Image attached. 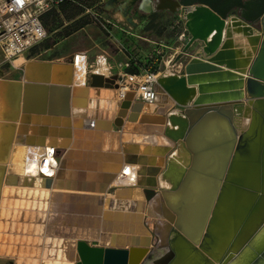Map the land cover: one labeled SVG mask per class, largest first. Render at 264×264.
<instances>
[{
  "label": "water",
  "instance_id": "water-1",
  "mask_svg": "<svg viewBox=\"0 0 264 264\" xmlns=\"http://www.w3.org/2000/svg\"><path fill=\"white\" fill-rule=\"evenodd\" d=\"M139 1L129 0L124 4L129 5L126 10V22L135 24L128 14L129 9L135 5L138 11H145L147 14L151 13L152 5L157 6V11L160 12L182 13L189 40L178 61L190 50H195L179 74L163 75L156 85V92L168 94L178 108L160 119L153 115L156 104L150 107V114L143 115L140 120L141 124L151 123L153 120L164 122L157 132V137L150 136L154 137L153 143L160 140L162 154L171 150L159 178L160 185L156 179L159 169L155 172L150 170V175L155 177L151 181L148 180V184L153 189L144 190L140 197L151 207L155 203V207L159 208H153L154 212L164 219L163 222L169 224L161 223L157 226L159 231L164 230V233L157 238L162 245L159 243L156 250L164 251L165 254L151 264H264V32L261 28L264 0ZM108 3L117 1L111 0ZM242 40H247L248 46L244 55L238 52L243 46ZM36 64L43 66L49 75L53 68L58 73L57 69L60 67H71L50 62ZM29 65L32 63L26 65L24 81H29ZM0 75L4 76V73L0 71ZM119 80L116 76L105 78L101 75H91L88 85L96 89L118 90ZM47 82L50 83L51 78ZM14 83L22 85L21 82ZM69 83L67 75L66 82L62 83L65 86L60 87L65 91L60 98V109L56 107V110L51 106L48 110L46 98L49 89L59 86H37L41 87L39 90L44 93L42 116L74 118L75 123L86 126L91 123L94 125L100 119L108 122L113 117V111L100 109L97 103L87 112L78 114L83 118L76 117L74 110L82 108V101L87 94L81 97L80 106H73L74 92ZM30 85L34 84L27 82L24 85V114L27 108L29 113V108L32 107H28L26 103ZM20 89L19 86L18 90ZM132 99L133 94H130L120 104L116 121L121 125L115 123L117 129L121 130L126 117L130 122L139 120L138 112L133 110L129 113ZM33 103L34 101L31 104ZM106 113L109 115L105 116ZM248 113L252 117L250 126L247 131L241 133L235 126L236 117L242 119V116ZM240 127V130H243V126ZM125 138V134L120 135L117 143L120 145V142L127 141ZM11 143L12 141L8 140L4 145L0 158V184ZM49 145L57 143L50 142ZM172 146L173 150L170 148ZM118 151L120 148L117 147V159L113 169L105 171L108 173H104L102 169L101 172L91 174L89 178L103 181L106 177L107 181V176H112L119 168L121 157ZM71 157L68 152L63 158H57L61 160L57 177L61 173L62 163H65L63 168L68 178L79 182L87 179L85 171H78L73 166ZM208 177H212L213 181H206ZM201 178H206L204 184ZM253 181L258 184L249 183ZM142 186L145 185L133 189L142 191ZM51 187L52 183L48 181L45 189L49 190ZM30 191L26 190L25 194L33 197L36 192ZM42 194H45V191ZM5 195L4 191L0 204V231L5 224L4 214L13 211L7 210ZM46 199L48 198L43 197L38 201L42 208L46 207ZM43 215L41 214L44 218ZM96 215L103 216L102 224L97 228L82 227L78 224L65 226L51 221L47 226L43 225L45 228L41 226L40 229L43 228L45 234L41 251L32 256L30 250L27 255L30 258L32 256V259H28V264H38L40 258L41 264H46L45 261H48L45 258L49 256L48 252L52 251L49 247L59 241L63 244L65 240L69 242L66 252L68 264H72V252L74 253L76 247L83 260V263L77 264H128L127 250L106 247L103 244L100 247L88 246V240L98 239L101 231L105 232L104 224L109 225L102 210ZM140 225L146 230L147 223ZM109 227L106 228L107 231H111L112 226ZM11 237L16 238L15 234H12L6 236V240ZM19 249L17 247L15 253H9L18 255L12 264H24V253ZM87 255L91 256L90 261H86Z\"/></svg>",
  "mask_w": 264,
  "mask_h": 264
},
{
  "label": "bare ground",
  "instance_id": "bare-ground-1",
  "mask_svg": "<svg viewBox=\"0 0 264 264\" xmlns=\"http://www.w3.org/2000/svg\"><path fill=\"white\" fill-rule=\"evenodd\" d=\"M128 6L129 5H127V4L126 5H120L117 3H110L108 8L115 11V15L117 16L118 19H120L121 21H127L128 18L126 17V10H127ZM261 28H262V31L264 32V18L261 21ZM242 42H244L242 44L243 46L238 49V52L241 55H244L246 53V51L248 50V46H246L247 40H242ZM85 57L86 56H82V57L78 58L76 61H75V58H72L70 63H64V64L62 62H57V63L52 62V64H55V65H61V66L70 65L71 67H60L59 69H57L58 73L53 68L51 70V73H50L51 75H49V73H47L45 71V73H47L49 75L48 79L47 78L42 79V78L33 77V73L37 69L38 70L43 69V71H44L43 66L36 64V63H39L40 61H28V60L25 61L26 65L32 63V65L28 66L27 77H28L29 81H24L23 79L20 81L5 80L0 75V127L9 128V136L5 140L3 145H5L8 140L12 141L11 146H10V150H9L8 158L6 160V163L4 164V175L2 178V182L0 184V204L2 201V196H3L4 191L6 194L5 196H8L9 194L13 195V196L15 194L21 196V195L25 194L26 190L27 191L31 190L32 192H34V190H35L36 193H34V195H35L36 199L38 198V200H39V198H43V197L48 198L45 200L46 201V207L42 208L41 203L37 204V206H38L37 214L40 213L41 209L42 210L44 209L42 212V213H45L43 215L44 216V224H45V222L47 223V221L49 219L53 223L65 225L63 222V219L58 217L57 214L55 215V213L57 212L56 210L61 207V204L64 205V201L58 200V198H63V199L64 198L66 199L69 197L75 198L76 203L79 207H84V205H88L87 208L89 209V211L91 213L86 218H84L85 224L81 223L80 226L87 227V228L100 227L102 224V218L101 217H103V216L100 217L99 215H96V214H97V212L100 213L101 210H102V214L105 213L104 219L109 221V225L106 223L104 224V231L105 232L101 231V236L98 238L100 244H103L106 247H112L115 249L127 250L128 251V264H151L153 261L164 256V254H165L164 251L156 250V247L159 246V243H160V240H157V238L159 235H163V233H164V230L159 231V228H157V226L159 227L161 225V223H165V222H163L164 219L161 216L158 217L157 214L154 212L153 208L155 210H158V208H159V207H155L156 206L155 203H154V206L151 207V206L147 205L145 200L139 202L138 198L141 197V192L143 193L144 190L153 189L152 186L150 184H148V180L151 181L155 177L154 175H150V170L155 172V170L159 169V173L156 176V179H157L159 185H160L159 178L161 176V172L164 170L163 167L147 166L145 164L147 162L148 163L154 162V163H157V165L162 164V163L165 164L166 163L165 159H167V157L169 156V152H166L165 154L164 153L161 154L163 152V150L160 151V149L157 148L161 145L160 140L159 141L154 140L155 142L153 143L154 137L150 136L151 134L154 135L157 132H159L160 127L162 125H164V122L153 120L151 123L146 122V123L141 124L140 120H141V117L143 115H147L145 113L149 112L150 107L153 105H156V104H157V106L154 108L153 115L157 118L161 119L162 117H165L167 115V113L174 111L175 110L174 102L168 96V94L161 92V91H158L156 100H155L154 104H152V105H149V104L144 103L142 101H141V103L135 102V100L138 99V96L134 92H129L128 94H126V96L133 94L132 105H131V109L129 110V113H131L133 110L138 112L139 113V120L135 121V122H130V121H128V119L126 117L124 119L121 131H117V132L120 135L125 134V136H126L125 139L127 140L124 142L125 144H127V142H131V140H133L135 143L133 145L130 144L131 146L127 144V145H125V147L120 148V151H118V152H119L120 157H121L120 158L121 162H120L118 170L112 176L111 175L107 176L108 177L107 181H106V177H105V179L103 181H100L101 183H91V185L89 186V185H87V183L85 184L84 182H79L76 179L68 178L66 171H64L65 168H63L65 166V163H62V167L60 170L61 173H59V176L57 177L58 171L60 169L59 165L61 164V160H57V157L55 156L57 149L53 148V147L45 146V145H49V143H50V139H49L50 134L48 136V139H46V143L44 144V146L36 145L37 143L31 144L34 146H28L29 141H31L30 136L32 134L26 135V136H19V138H18L20 126H21V128L25 127V125H24L25 119L28 116L35 117V118L38 117L37 115H34V114H27L26 111H28V108L25 111V114L22 111L25 83L28 82V83L34 84V85H30L31 87H28L29 91H30V89L31 90L40 89L41 87H37V86H41V85H43V86L44 85L59 86V87L54 88L52 90L49 89L48 97L46 98L47 106H48V110H49L50 106H51V108H54V105H53L54 101L53 100L57 98L54 95V92H61L60 98L62 97L63 92H65L60 87L65 86V84H62V83L66 82L67 75H68V80L70 82L69 86H71L73 88V92H74V95H73L74 105L73 106H75V107H77V105L80 106L81 97H83V95L87 94L84 101H82L84 103L82 108H79L78 110H74V113L77 114L76 117L83 118L82 115H78V114L87 112L89 110V108L91 109L92 105H94L96 103L101 107L100 109H103V110L108 109L109 112L110 111L114 112L113 117L111 119H109L108 122L100 119V121H96V123H94L95 128L89 129V130L86 129L87 128L86 125H83V126H81V128H83V131H85V133L93 132V134H101L103 137H107V139H111V141H115V143L117 144V146L119 148V144L117 142H118V138L120 135L119 134L115 135L114 133H111V132H116V130L113 129L115 127V123H117L118 125H121L120 122H118L116 120H117L118 112L120 110V104L125 100L126 96L124 98L121 97V92H120V88H119L118 90L115 91L116 92L115 96L113 95L111 100H109V102H106V103H104V102L98 103L97 97H94V98L90 97L91 86L88 85L90 76H87V79H86V74L84 72L85 69L82 70V67H81V63L87 62L86 61L87 59ZM24 59H25V57H21L19 60H17L14 63V68L21 65L22 63H20V61H23ZM168 68H169L168 71L163 75H166V76L171 75L170 70L173 68L172 62L168 63ZM62 71H65V72H62ZM61 73L65 74V76L63 78H60V76H59ZM54 74H57V75L55 76ZM162 76H161V74H159L157 76V80H159ZM50 78H51L50 83H47V84L44 83V82H46V80L49 81ZM31 80H39V82L31 81ZM85 80H86V84L84 86L83 83H85ZM14 82H21L22 85H19V84L14 83ZM19 86L21 87L20 90H18ZM84 89H87V91ZM29 91L26 95L27 105H29V97H30ZM84 91L86 93H84ZM80 92H82V93L80 94ZM118 93H119L120 98H121L120 104L118 101L119 98L117 97ZM4 95L9 96V98L12 101L13 106H14V104H16L14 106L15 108L11 111L10 115L8 116V120H9L8 122H2V111L5 108V103H4V99H3ZM14 97H15V101L13 99ZM16 97H19L20 99L17 100ZM156 101H158V103H156ZM113 102H115L114 105H113ZM108 115H109V113L105 114V116H108ZM246 116L249 118L247 119ZM40 117L45 118V117H48V115L47 116H40ZM50 118H52V119L56 118L58 120L60 119V120H62V122H64V121L65 122H69V121L72 122L73 121V118L69 119L66 117L50 116ZM251 119H252V117H251V114H249V113L246 114L245 116H242V119H241V117H239V118L236 117V124H235L236 128H238V130L241 131V133L243 131H247L249 126H250ZM77 124L82 125V123H77ZM98 125L102 126V128H99ZM240 126H243V130H240L241 129ZM27 128L30 132H32V130H34V129H32L33 125H30V127H27ZM63 132L67 135V134L71 133L72 130L64 131V127L58 128L59 138L61 137ZM129 137L130 138L133 137V138L131 140H129ZM156 137H157V135H156ZM17 138H18V140H17ZM38 139L39 138H37V142H38ZM71 141L73 144L74 140L71 139L70 142ZM137 143H140L141 145H144V146H148V148L147 147L146 148L140 147L141 151L139 153L137 152L138 149H136L137 150L136 152L135 151L133 152V150H134L133 147H136ZM61 144H62V140H60L58 142V145H61ZM19 145H23V146H19ZM71 146L72 145H70V147H68L69 149L72 148L70 153H73V152L77 153L76 150L73 149L76 146V144L74 145V147H71ZM128 147L133 148V149L131 148L132 152H131V149L130 150L128 149ZM136 148H139V147H136ZM170 148L173 150V146ZM143 149H150V151L151 150L153 151V154L151 153L152 155H148V156L142 155L145 152V151H143ZM66 150H68V149H66ZM2 154H3V150L1 151L0 158L2 157ZM93 154H95V152L91 151V153L88 155L93 156ZM99 154H100V152L96 153V155H99ZM146 154H149V153H146ZM106 156H107V154H106ZM109 156H111L112 158H115V160L117 159V155L109 154ZM86 161H87L86 170H84V171L88 175L87 179H89L91 174H95L96 172L95 173H92V172L87 173V169L89 168V166L90 167L93 166L92 164H94L96 162L95 161H88V160H86ZM76 163H78V162L73 160L72 164L74 166H76ZM107 163L108 164L104 163V166H107V167L112 166L111 162H107ZM138 163H141V165ZM107 167H105V168H107ZM107 170L108 169H104L103 170L104 173H108V172H105ZM88 172H89V170H88ZM48 181H51L52 187H51V189L46 190L45 186H46V184H48ZM142 184L145 185V186H142V188H141L142 191H136L133 189L135 187L141 186ZM76 187H80L82 189V191L81 192L77 191L74 193L73 189H75ZM112 190H114L115 194L110 193ZM39 191H41V193H38ZM43 191H45L46 195L42 194ZM37 194H40V195H37ZM123 196H127V197L130 196L131 198L133 197L135 199H132L129 201L119 199ZM115 197H117V198H115ZM105 202H107V203H105ZM128 203L136 205V207L134 209L135 213H127V212L115 210L116 209L115 205H117V208H118V206H119L118 204H120V205L127 204L128 205ZM8 204H10L9 198L7 199V205ZM103 204H105V206H103ZM109 204L111 205V207H108ZM152 205H153V203H152ZM79 207H78V209H79ZM67 209H68V207H67ZM7 210H9V209L7 208ZM83 210H84V208H83ZM83 210H81V211H83ZM32 213L33 212H30V214H32ZM67 213H68V210H67ZM63 214H66V213H63ZM83 215H84V213H83ZM132 218L134 219L133 221H135V223H131V224L130 223L129 224L124 223V224H126L124 226L121 223L123 220H128V219H132ZM118 220H120V222ZM157 222H158V225H157ZM146 223L149 225V228H146V230H145V228L143 229L140 224L146 225ZM165 224H168V223H165ZM109 226H112L111 231L106 230V228H110ZM114 226H116V229H114ZM30 227H31V225L29 224V228ZM121 229L122 230L124 229V230L122 231ZM131 231H134L133 233H136V234H128V232H131ZM146 231H148L149 233H147ZM43 237L44 236L38 238V240L42 239V241H43ZM20 238L21 239L25 238L27 240V242H29L30 239L31 240L33 239V241H34L35 236L34 235H32V236L21 235ZM58 243H61V241H59ZM68 244H69V242L67 240H65L63 243V246H65V248H66L67 247L66 245H68ZM160 245H162V244L160 243ZM88 246L89 247H95V246H93V244L91 242L88 243ZM32 251H34V249ZM55 251L58 253L60 250H58V251L55 250ZM66 252H68L67 248H66V250L62 249L60 251L61 255L59 253L56 254V255H58L57 257L60 256V259L57 261H52V260L49 261L47 259L49 257L48 256L47 258H45V260H47L48 262L45 261V263L46 264H68L69 262L66 260V256H67ZM64 254H66V256H64ZM72 256L74 257L72 264H77L78 262L83 263V260L80 256L79 252H78V247H76L74 249V253L72 252ZM25 259L22 258L23 261H25V262L27 261V263H29L28 261L31 260L32 258L29 260H25ZM34 259H36V258H34ZM62 259L65 261H63ZM19 260H20V258H19ZM87 260L88 261L91 260L90 255L86 256V261ZM43 261H44V259H43ZM41 262H42V258H40V261L38 262V264H41ZM32 263L34 264V262H32Z\"/></svg>",
  "mask_w": 264,
  "mask_h": 264
},
{
  "label": "rangeland",
  "instance_id": "rangeland-1",
  "mask_svg": "<svg viewBox=\"0 0 264 264\" xmlns=\"http://www.w3.org/2000/svg\"><path fill=\"white\" fill-rule=\"evenodd\" d=\"M110 1L111 0H75V4L70 3L64 7H59L57 9H54L45 18V28L48 34L47 38L43 42L38 44L36 47H34L28 54H26L25 58L28 61L54 63L59 60H63L64 63H70L72 59L71 57L73 55L78 53H84L88 56L89 59V64H90L89 75L90 76L101 75L104 76L105 78H111L115 76L119 78L120 74L122 73L138 74V75L153 73L157 75L161 74L162 76L168 71L169 69L168 63L171 62L173 66V68L170 70L171 74H179L182 71V67L185 64V62L193 56L195 51L194 49L190 50L188 54L184 56L183 59L178 61V57L182 53L189 39L188 36L186 41L179 40V35L182 34L185 30V25L182 21V13L173 14V16H168L166 14L144 16L140 11H138L137 5H135L134 7H131L128 12L129 17L135 23L132 25L126 21H121L120 19H116V17L112 13L105 11L104 9L105 5ZM116 1L118 4L121 5H124L125 3L128 2V0H116ZM99 59H103L105 61L108 70H102L99 67L98 64ZM22 62L23 61H20V63ZM0 71L4 73V76L2 77L5 80L20 81L23 79L24 71L22 69H15L11 65L4 64L3 58L1 56H0ZM59 76L60 78H63L65 74L61 73ZM33 77L48 79L49 75L45 73L43 69L42 70L37 69L33 73ZM31 81L39 82V80H31ZM44 83H48L47 80ZM105 92L109 93L110 96V98L105 97L107 101L111 100L112 95L115 96L116 94L115 90H110V89H107ZM43 94L44 93L42 90L30 89L28 106L31 105L32 107L31 109L29 108V113H27L28 111H26L27 114H31L30 111L32 110V108H33L32 110L33 114H37L38 116H42L44 114V112H41L43 103L45 102L43 99ZM54 95L57 98L53 100L54 101L53 110H56L57 109L56 107L60 109L61 92H54ZM3 99L5 103V108L2 111V122H8L9 121L8 116L10 115L11 111L15 108L14 106L16 104H14V106L12 105V101L8 95H4ZM13 99L15 101V97ZM16 99L18 100V97H16ZM32 101H34L35 104L33 103L32 105L31 104ZM26 120L27 118L25 119V122ZM37 121H38L37 125H50L52 127H58L60 125L59 120L56 118L52 119L50 121V124H48L49 121H43L44 124L41 123L42 122L41 120H37ZM86 127H87L86 129L95 128V126L92 123ZM99 128H102V126H99ZM55 132L56 131H53L51 133L52 135L50 136L56 138L58 134ZM22 133L26 134V130L25 129L22 130ZM27 135H31V132L29 130ZM8 136H9V128L0 127V147H1V143L3 145L5 140L8 138ZM65 138L70 139L71 136H65ZM105 138L106 137H103L101 134L86 133L85 135L80 133L79 140L86 139L88 142L85 141L84 144L80 143L77 149L86 150V151L92 150L93 152H95L93 156L92 155L90 156L85 153L83 155L79 154L78 155L79 158H74L77 161L88 160V161L96 162L92 164L93 166L91 167L89 166V168L87 169V173H91V172L97 173V171L101 172L103 167H106L102 164L107 162H114V158L109 156V154L115 153L116 148L118 146L115 143V141H111V139H105ZM70 145H72V141L67 147L60 145H48V146L56 149L58 148L69 149L68 147H70ZM28 146H34V145H28ZM136 147H133L134 148L133 152L134 151L136 152L137 151L136 149H138L137 152L139 153L141 151V148L140 147L136 148ZM131 148L128 147L129 150ZM104 151L108 152L107 156L101 154V152ZM143 151L145 152L142 155L148 156L153 154V151L152 150L150 151V149H143ZM98 152H100V154L96 155V153ZM56 155L58 157L59 156L61 157L63 153L57 152ZM147 163L145 164L147 166H158L163 168L165 165L163 163L158 165L157 163L154 162L152 163L149 162L148 164ZM138 164L141 165V163ZM83 169L84 167L83 165H81L80 171H84ZM107 169H109V167H107ZM80 181L84 183H101L100 181H94L92 178L86 180H80ZM77 191L81 192L82 189L80 187H76L75 189H73L74 193ZM110 193L115 194L114 190H112ZM3 197L4 196H2V198ZM6 198L10 199V204H8L6 208L13 211L12 212L8 211V213L4 214L3 220L6 222V224H4L3 227H1L2 228L1 232H4L5 234H15L16 236L15 239H12L11 237L7 240L8 243L15 246L17 245L19 246L18 241H21L23 245H25L27 242L26 239H19L20 235H30V236L34 235L35 236L34 241L33 239L32 240L30 239L27 246L34 247L33 248L34 251L31 252L32 255L40 253L41 251L40 249L42 248V243H41L42 239L40 240L41 241L40 242L38 238L45 235L44 229L43 228L40 229V228L43 225L47 226V223L50 221L48 219L47 223L44 224V218L41 216V214H45V213H42L43 211L42 209L40 213L37 214L38 211L37 204L39 203L38 201L42 200V198H39L38 200V198L36 199L35 195H33V197H28L26 194L21 196L16 194L13 196L9 194L8 196H6ZM119 199L129 201L135 198L133 197L131 198L130 196L128 197L123 196ZM58 200L64 201L65 206L61 204L60 207L61 209L60 208L57 209L56 211L58 213L56 212L55 215L57 214L58 217L62 218L66 226L67 225L73 226L76 224L80 226L81 223L85 224L84 218H86L89 214H91L89 209L87 208L88 205H84V207H79L76 203V199L71 197L66 199L58 198ZM138 201L141 202L143 200H141V198H138ZM118 205H119L118 208L117 205H115L116 206L115 210L127 212V213H135L134 209L136 205L134 204L128 203V205L127 204H123V205L118 204ZM108 207H111V205L109 204ZM30 212H33L34 214L33 213L30 214ZM133 220H134L133 218L128 220H123L121 223L124 226L129 223L130 224L135 223V221ZM118 221L120 222V220ZM15 224L17 225L15 226ZM28 224L31 225L30 228L29 226L26 227V225ZM147 228H149L148 224H147ZM114 229H116V226H114ZM134 231L128 232V234H136L133 233ZM44 239L45 236L43 237V240ZM88 241H90L95 247L101 246L98 239L91 238ZM66 246H67L66 248L68 249V245ZM224 246L225 245H222V247ZM66 248L61 243H53V245L49 247V249L52 251L48 252L49 257L47 259L49 261L59 260L60 256L57 257L58 255L56 254L59 253L61 255L62 252L60 253V251L62 249L66 250ZM36 249L37 251L35 252ZM55 250L57 251L60 250V251L57 253ZM22 251L24 253L23 258L29 259L30 257L27 254H29L30 250L28 248H25ZM66 254H64V256H66ZM17 256L18 255L16 254L7 255V257L14 259L13 261H15V257ZM37 257L39 259V256Z\"/></svg>",
  "mask_w": 264,
  "mask_h": 264
},
{
  "label": "built area",
  "instance_id": "built-area-1",
  "mask_svg": "<svg viewBox=\"0 0 264 264\" xmlns=\"http://www.w3.org/2000/svg\"><path fill=\"white\" fill-rule=\"evenodd\" d=\"M67 1L69 0H0V56L4 64L14 67L17 60L25 57L34 47L43 42L48 36L43 17ZM188 36L185 29L179 35V40L186 41ZM74 56L75 61L86 56V61L89 63L88 56L84 53ZM158 75L120 74L121 97L124 98L129 92H134L139 101L149 105L154 104L157 97ZM55 156L57 157L56 154Z\"/></svg>",
  "mask_w": 264,
  "mask_h": 264
},
{
  "label": "crops",
  "instance_id": "crops-1",
  "mask_svg": "<svg viewBox=\"0 0 264 264\" xmlns=\"http://www.w3.org/2000/svg\"><path fill=\"white\" fill-rule=\"evenodd\" d=\"M109 4L110 3H107L106 5H105V10H107V12H109V13H112L115 17H116V19H118L117 18V16L115 15V11L114 10H111L110 8H108L109 7ZM121 5V4H120ZM71 58H75V56L73 55ZM27 59L25 58L24 60H23V62H22V64L21 65H19V66H17L15 69H22L23 71H24V69H25V67H26V64H25V61H26ZM57 62H62V63H64V61L63 60H59V61H57ZM57 62H54V63H57ZM98 64H99V67L102 69V70H108V67H107V65H106V63H105V61L103 60V59H99V61H98ZM74 65V64H73ZM76 65V64H75ZM81 67H82V70H84V72H85V74H86V79H87V76H90L89 75V73H90V67H89V63L88 62H84V63H81ZM88 67V68H87ZM85 84H86V80H85V83H83V85L85 86ZM107 89H104V88H98V89H96V88H90V97H92V98H94V97H97V102L98 103H106V102H109V100L107 101L106 100V98H110V96H109V93H106L105 91H106ZM116 91V90H115ZM101 94V95H100ZM113 96V95H112ZM106 97V98H105ZM117 97L119 98L118 99V101H119V104H120V102H121V98H120V95H119V93H118V95H117ZM104 98V99H103ZM135 102H139V103H141V101H139L138 99H136L135 100ZM156 103H158V101H156ZM175 106V108H178L176 105H174ZM145 114H149V112H147V113H145ZM37 120H41L42 122L41 123H43L44 124V122L43 121H49V123L48 124H50V121L52 120V118H50V117H45V118H42V117H30V116H28L27 117V120H26V122H25V127H23V128H21V126H20V129H19V134H18V138H19V136H26L27 135V133H28V128L27 127H30V125H33V128L32 129H34V130H32V132H31V141H29V145H31V144H36V145H40V146H44V145H41L40 143H42V142H44V143H46V139H48V136H49V134L50 135H52L51 133L53 132V131H56L55 133H57L58 135H57V137L56 138H53V137H51L50 136V142H56L57 143V145H58V142L60 141V140H62V144L60 145V146H68L69 144H70V140L73 138V140H74V142H73V144H72V146L71 147H74V145L76 144V148L74 147L73 149L75 150L76 149V151H77V154L76 153H70L71 152V149L72 148H70V149H68V150H66V149H57V150H59V152H62L63 153V155L60 157L59 156V158H63L68 152H69V154H71V163L73 162V160H75L76 162H78V163H76V166H74L75 168H76V170H78V171H80L81 170V165H83V167H84V169L83 170H86V163H87V161H77L76 159H74V158H79L78 157V155L80 154V155H83V154H90L91 153V151H86V150H80V149H77V147H78V145L80 144V143H83L84 144V142L86 141V142H88L86 139H83V140H79V135H80V133H82V134H85L86 135V133H85V131H83V128H80L81 126H83V125H81V124H77V123H75V121H74V118H73V121L72 122H62V120H60L59 119V122H60V125L58 126V127H52V126H50V125H37L38 124V121ZM61 127H64V131H70V130H72V132L71 133H69V134H65L64 132H63V134L61 135V137L59 138V133H58V128H61ZM26 130V134H24V133H22V130ZM114 130H116V132L117 131H121L120 129H117L116 127H114L113 128ZM7 131V130H6ZM40 132V133H39ZM22 133V134H21ZM87 133H92L93 134V132H87ZM40 134V135H39ZM71 136V138L70 139H66L65 138V136ZM151 135H153V134H151ZM155 136L157 135V133L156 134H154ZM133 136V135H132ZM18 138H17V140H18ZM25 138V137H24ZM37 138H39L38 139V142H37ZM133 137H129V140H131ZM105 139H107V137L105 138ZM22 142V141H21ZM24 142V141H23ZM135 142L133 141V140H131V142H127V144L128 145H130V144H134ZM127 144H125L124 142H120V145H119V148H122V147H125V145H127ZM19 146H23V145H19ZM45 146H48V145H45ZM131 146V145H130ZM136 146H139V147H147L148 148V146H144V145H141L140 143H137L136 144ZM3 148H4V145H2V143H1V147H0V154H1V150H3ZM116 148V147H115ZM158 149H160V151H162L163 150V147H161V146H159V147H157ZM116 150H117V148H116ZM57 152L58 151H56V154H57ZM115 152V151H114ZM167 152H169V155H170V153H171V151L169 150V151H167ZM101 154H103V155H105L106 156V154H108V152L107 151H104V152H101ZM160 154V153H159ZM162 154V153H161ZM165 154V153H164ZM112 155H117V153L115 152V153H113ZM57 158H58V156H57ZM166 160V159H165ZM115 158H114V162H111L112 163V166H109V169H113V166H114V164H115ZM106 164H108V163H106ZM166 164V163H165ZM102 165H104V164H102ZM125 166V165H124ZM107 167V166H106ZM74 168V169H75ZM164 168H165V166H164ZM163 168V169H164ZM103 169H107V168H105V167H103ZM108 169V170H109ZM206 178H201V181H202V184H204L203 183V181L205 180ZM206 181H208V182H212L213 181V178L212 177H208L207 178V180ZM205 182V181H204ZM250 184H258L256 181L254 182H249ZM86 184V183H85ZM87 185H91V183H87ZM2 200H3V198H2ZM1 210V209H0ZM28 212V211H27ZM5 224H6V222H5ZM11 224V223H10ZM60 225H62V224H60ZM23 226H24V224H23ZM27 226H29V224L27 225ZM1 232V231H0ZM1 235L3 236V237H0L1 238V242H0V264H12L14 261V259H11L10 257H7V255L11 252V251H13V252H15L16 251V248L17 247H19L20 249V251H22L23 249H25V248H28L29 250H31V252H33L32 250H33V246L32 247H28L27 246V244H28V242H26V244L25 245H23V243H21V241H18V244H19V246L17 245V246H15V245H11L10 243H8V241L6 240V236H9V235H12V234H4V232H1ZM0 235V236H1ZM21 236V235H20ZM5 237V238H4ZM17 244V243H16ZM22 244V245H21ZM2 252V253H1ZM18 258H20V257H18ZM23 259H25V258H23ZM25 260H28V259H25ZM25 262V261H24ZM24 264H28L27 263V261L24 263Z\"/></svg>",
  "mask_w": 264,
  "mask_h": 264
},
{
  "label": "flooded vegetation",
  "instance_id": "flooded-vegetation-1",
  "mask_svg": "<svg viewBox=\"0 0 264 264\" xmlns=\"http://www.w3.org/2000/svg\"><path fill=\"white\" fill-rule=\"evenodd\" d=\"M152 1L155 2V0H152ZM139 2L141 3L142 0H140ZM151 9H152V11L149 14H147L145 11H141L142 15H144V16H153V15H158V14H166L168 16H173V14L168 12V11H162V12L157 11V6L155 7L154 5L151 6Z\"/></svg>",
  "mask_w": 264,
  "mask_h": 264
},
{
  "label": "trees",
  "instance_id": "trees-1",
  "mask_svg": "<svg viewBox=\"0 0 264 264\" xmlns=\"http://www.w3.org/2000/svg\"><path fill=\"white\" fill-rule=\"evenodd\" d=\"M70 3H74L75 4V0H69V1H67L64 5H62L61 7H64V6H66L67 4H70ZM49 14V13H48ZM47 14V15H48ZM47 15H45L44 17H43V24H44V26H45V18L47 17Z\"/></svg>",
  "mask_w": 264,
  "mask_h": 264
}]
</instances>
